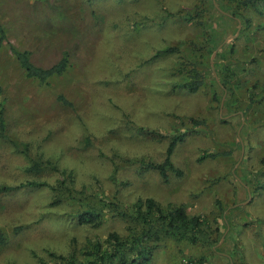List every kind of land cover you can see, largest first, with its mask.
Masks as SVG:
<instances>
[{
    "label": "rangeland",
    "instance_id": "374dc122",
    "mask_svg": "<svg viewBox=\"0 0 264 264\" xmlns=\"http://www.w3.org/2000/svg\"><path fill=\"white\" fill-rule=\"evenodd\" d=\"M204 3L203 19L208 11L219 17L214 7L232 20L217 29L170 16ZM220 5V0H0V31L3 27L7 36L0 48L5 118L0 189L34 179L55 182L61 178L55 171L26 170L31 159H51L76 172L77 185L105 192L126 207L148 197L163 205L184 204L218 228L208 245L166 241L150 264H264V108L247 109L243 89L232 97L222 92L218 102L211 86L198 93L175 87L185 80L178 70L188 56L184 50L160 54L168 46L203 43L212 31L223 38L209 60L201 61L210 62L217 81L216 62L225 45L220 63L239 57L253 67L255 79L264 75V6L241 11L240 19ZM10 45L30 51L42 67L68 53L69 69L42 84L26 76ZM191 118L206 124L171 156L181 175L169 171L164 181L160 172L129 162H163L171 138L191 128ZM51 199L46 188L0 191V227L9 233L0 264H55L49 251L67 254L125 228L111 212L98 228L73 224L49 206ZM16 227L23 231L15 233Z\"/></svg>",
    "mask_w": 264,
    "mask_h": 264
},
{
    "label": "trees",
    "instance_id": "16d2710c",
    "mask_svg": "<svg viewBox=\"0 0 264 264\" xmlns=\"http://www.w3.org/2000/svg\"><path fill=\"white\" fill-rule=\"evenodd\" d=\"M211 1V0H210ZM221 8L242 18L241 11L250 10L258 12L260 6H264V0H220ZM207 5L196 6L193 10H178L172 13L173 18L184 19L197 25H206L210 28L224 27L225 19L232 20L229 16L222 14L221 11L213 7L219 17L208 11L207 19L203 15L207 10ZM212 10V11H213ZM6 32L1 27L0 48L6 40ZM206 41L197 43L190 41L189 44L183 43L177 46H168L161 50L160 54L170 53L187 54L179 67L181 77L185 80L177 82L175 87L179 86L191 93H198L207 86L213 87V100L221 99V93L227 92L230 97L234 96L238 89L246 91L248 100L247 109L257 104L264 108V75L255 79V75L246 63L238 57L232 62L220 63V57L226 52L227 46L220 52L216 69L219 81L213 74L209 56L217 49L220 37H215L214 32L205 35ZM219 39V40H218ZM194 45V46H193ZM181 46V47H180ZM183 46V49H182ZM15 58L24 69L28 78L38 79L42 84L48 83L54 77H59L69 69L70 59L68 53L54 65L50 67L37 66L31 58V52L20 50L14 45H10ZM200 52L201 55H189V52ZM235 62V63H234ZM256 67V64H254ZM246 72V73H245ZM247 76V78H245ZM2 88L0 87V93ZM59 99L67 106L73 107V103L64 96ZM230 101V98L228 99ZM192 127L184 132L176 133L170 140L167 149V156L163 162L152 160H129L132 164H140L144 171H157L168 180L169 171L182 172L175 168L171 156L178 143L183 142L188 135L198 132V128L206 124L204 119L191 118ZM0 129L1 134L5 130L4 110H0ZM154 134V133H153ZM155 135V134H154ZM24 154L29 155L25 149ZM31 175L41 174L47 170L55 171L61 176L55 182L51 183L41 179L27 180L18 185L1 187L0 191H16L24 188H46L52 193V199L49 206L54 210L60 209L61 218L73 222V224L87 227H101L107 218V213L111 214L125 222V228L121 232L113 230L109 232L105 239H89L85 245L73 249L67 254L49 251L48 254L55 264H150L153 260L155 251L168 240L178 242H187L192 245L213 243L215 229H212V223L208 219L198 214H190L187 206L184 204L163 205L154 198H139L133 205L126 207L115 197H109L105 192H97L87 184L77 185L76 172L66 168H60L57 163L51 159L43 157L31 159L26 168ZM110 199V200H109ZM73 220V221H72ZM23 231V227H16L15 233ZM9 242V233L0 227V249ZM203 261V259H200ZM43 264H50L43 260ZM183 264V263H180Z\"/></svg>",
    "mask_w": 264,
    "mask_h": 264
}]
</instances>
